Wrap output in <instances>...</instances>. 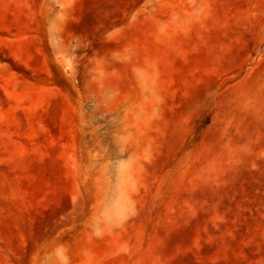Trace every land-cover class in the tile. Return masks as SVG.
<instances>
[{
  "label": "rangeland",
  "instance_id": "rangeland-1",
  "mask_svg": "<svg viewBox=\"0 0 264 264\" xmlns=\"http://www.w3.org/2000/svg\"><path fill=\"white\" fill-rule=\"evenodd\" d=\"M0 264H264V0H0Z\"/></svg>",
  "mask_w": 264,
  "mask_h": 264
}]
</instances>
